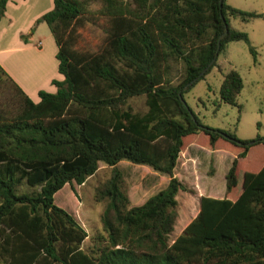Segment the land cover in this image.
<instances>
[{
  "label": "trees",
  "instance_id": "trees-1",
  "mask_svg": "<svg viewBox=\"0 0 264 264\" xmlns=\"http://www.w3.org/2000/svg\"><path fill=\"white\" fill-rule=\"evenodd\" d=\"M0 0V17L5 8ZM102 0L108 19L96 51L72 48L70 32L87 0H51L35 18L56 46L53 91L33 101L0 66L15 102L0 97V263L3 264H264V136L238 138L229 129L202 125L183 93L230 40L255 48L228 17L248 20L261 12L225 0ZM225 29V31H224ZM224 33L218 38L220 33ZM182 65L167 77L169 61ZM239 73L222 74L214 109L236 102ZM1 90V89H0ZM143 94L145 110L128 103ZM1 95V91H0ZM219 101V102H218ZM194 143L232 154L221 197H199L197 213L171 242L178 189L172 174L178 153ZM166 174V183L129 205L118 160ZM101 161L109 175L93 188L102 201L100 229L88 238L72 214L53 203L64 183L82 182ZM23 180L35 188L16 192Z\"/></svg>",
  "mask_w": 264,
  "mask_h": 264
},
{
  "label": "rangeland",
  "instance_id": "rangeland-1",
  "mask_svg": "<svg viewBox=\"0 0 264 264\" xmlns=\"http://www.w3.org/2000/svg\"><path fill=\"white\" fill-rule=\"evenodd\" d=\"M9 1L16 2V0ZM87 1L85 10L73 25L69 37L72 48L79 52L96 51L103 42L108 26V19L101 10L102 0ZM225 2L240 9L262 13L261 16L245 21L228 17L231 28L246 32L249 43L256 51L255 60L244 41L240 39L227 41L223 49L215 55L213 64L212 62L209 64L212 66L208 71L204 74L202 71L199 74L202 77L183 93V99L202 125L229 129L238 138L243 139L253 138L255 135L264 136V0H225ZM34 3L35 0H28V4L22 6L26 16L31 17L30 14L35 12ZM127 4L130 7L134 5L131 0H127ZM48 6H51V0H48ZM3 16L2 14L0 19H3ZM25 20L21 17L17 22L21 23ZM3 24L4 22L1 23ZM48 33L46 23L36 22L34 19L29 29L19 34V39L28 42L40 39L42 46L45 47V37ZM168 64L167 77L170 82L175 83L180 79L182 65L179 61L173 60ZM229 68L235 69L242 81L241 88L236 94L239 109L236 104L222 101H218V106L214 109L219 82L222 74ZM0 89V97L4 102L7 104L15 102L12 95L14 92L7 81H3ZM128 103L133 111L145 110L143 94L130 97ZM221 152L209 151L190 144L185 152L194 157L193 160H189L190 163H183L182 153H178L172 173L182 179L184 188L178 189L175 195L176 217L173 228L168 234L169 243L181 233L184 225L197 213V186L202 185L201 188L206 185L205 177L207 181H215V184L223 189L224 173L230 161L224 160L225 154ZM115 166L120 170L122 187L128 197L129 205L141 203L148 195L161 188L168 178L166 174L156 172L145 164L132 163L125 159L118 160ZM109 170V165L98 161L96 169L82 182H66L52 194L53 203L72 214L87 232L83 245L88 243L90 235L100 229L99 213L103 202L93 198V188L109 175ZM34 188L21 180L16 185V192H30Z\"/></svg>",
  "mask_w": 264,
  "mask_h": 264
},
{
  "label": "crops",
  "instance_id": "crops-1",
  "mask_svg": "<svg viewBox=\"0 0 264 264\" xmlns=\"http://www.w3.org/2000/svg\"><path fill=\"white\" fill-rule=\"evenodd\" d=\"M35 3L33 5V9L36 6L35 12H32L30 17L26 16V13L22 11V6L28 4V0H16V2L6 0L3 11L4 16L3 19H0V66L33 101L38 99V89L54 90L55 87L50 82L51 78H61V74L56 69L57 60L54 56L56 46L50 33L45 37V47L42 46L43 43L40 39L37 41L30 40L29 42L19 39V34L29 29L31 21L51 7L48 6V0H35ZM21 17L26 20L21 23L17 22L18 18ZM4 18L5 21H3ZM2 22H4L3 25H1ZM190 144L194 143H189L188 145ZM195 145L204 148L197 144ZM186 147L180 152L182 153V162L190 163L189 160H193L194 157L189 153H185ZM204 149L222 151L221 154H225L224 160L229 159L231 161L232 159V154L223 149ZM172 174L174 175V173ZM176 178L182 184V179L180 177ZM205 184L201 188L200 186L202 185L197 186V207H199V197L201 195L210 197H221L223 195L224 187L221 189L220 186L215 184V181H207L205 177Z\"/></svg>",
  "mask_w": 264,
  "mask_h": 264
},
{
  "label": "water",
  "instance_id": "water-1",
  "mask_svg": "<svg viewBox=\"0 0 264 264\" xmlns=\"http://www.w3.org/2000/svg\"><path fill=\"white\" fill-rule=\"evenodd\" d=\"M219 1H220V0H219ZM224 31H225V29H224ZM224 31H223L222 33H220V35L218 36V38L224 33ZM217 48H218V41H217V43H216V47H215V51H214V55H213V57L208 61L207 65H209V64L213 61V59H214V57H215V55H216V52H217ZM203 70H204V68H203L199 73H201Z\"/></svg>",
  "mask_w": 264,
  "mask_h": 264
}]
</instances>
